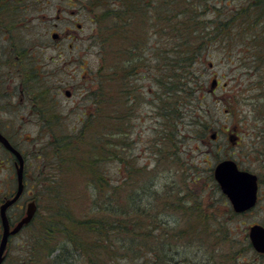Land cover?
Wrapping results in <instances>:
<instances>
[{"label": "trees", "instance_id": "16d2710c", "mask_svg": "<svg viewBox=\"0 0 264 264\" xmlns=\"http://www.w3.org/2000/svg\"><path fill=\"white\" fill-rule=\"evenodd\" d=\"M78 3L91 8L95 16L92 40L101 57L97 77L110 81V108L103 116L106 88L100 81L91 95L95 110L85 115L76 130L55 133L42 144L41 169L47 166L59 172L40 171V220L26 228L29 232L16 251L22 254L26 249L27 256L13 264H239L231 253H237L239 241L232 238L234 229L227 216L240 213L226 195L221 192L224 210L215 203L204 206L197 194L190 193L191 187L184 192L162 183L163 171L155 168L173 155L166 145L180 123L200 128L206 140L210 123L202 101L209 81L205 70L213 63L211 50L222 46L234 57L237 42L255 40L260 49L253 58L264 62V35L254 31L264 23V0ZM148 72L154 79L151 91L160 121L155 142L158 158L152 167L130 155L133 123L139 118H134L133 109L143 102L139 100L143 91L134 78ZM227 103L224 110L232 114L231 101ZM181 131L186 134L187 128ZM238 133L231 131L230 140L238 143ZM74 170L86 178L85 188L68 185ZM189 180L203 186L199 175ZM84 205L89 209L79 212L77 208ZM196 245L216 252L199 262L186 261L183 248ZM246 246L252 247L250 241ZM221 252L228 253L229 259H221Z\"/></svg>", "mask_w": 264, "mask_h": 264}, {"label": "rangeland", "instance_id": "374dc122", "mask_svg": "<svg viewBox=\"0 0 264 264\" xmlns=\"http://www.w3.org/2000/svg\"><path fill=\"white\" fill-rule=\"evenodd\" d=\"M0 1L3 2V0ZM75 1H77L76 6H74V0H68L71 6L65 7L62 12V16L69 18L71 22L67 24V21L62 20L55 27L57 31L60 30L62 35H65L61 41L62 47H57L51 37L54 21L51 19L44 22L42 19L43 12L48 17H54L57 6L50 7L48 10H40V32L44 31L43 36L40 34V152L42 144L55 137V133H68L76 130L82 124L85 115L95 110L91 95L93 90L100 87L101 82L106 88L103 94L104 101L101 105L104 109L103 116H106L107 110L110 108L107 99L110 81L105 77H97L101 64L98 44H93L92 40L91 48L84 52L83 47L86 45L81 43V40L72 41L64 31L66 25L76 29L75 21L77 20L73 19L74 15L69 16V10L77 11L79 8V0ZM4 11L6 9L0 8V12ZM33 16L35 15L33 14ZM77 19L83 21L92 33L95 31V24L87 18L85 11L83 16H78ZM257 30H260L264 35V23L254 31ZM84 31L77 32L83 35ZM31 42L29 43L31 44ZM257 49H260V46L255 45V40L247 39V42L240 40L233 46L234 57H231L230 51L222 46L211 50V61L214 64H209L205 70L209 81L208 90H205L207 92L202 101L203 106L208 109L210 123L206 140H202L200 128L189 126L186 122L178 124L180 129L176 131V135L172 136V144L170 141L166 145V148L172 149L173 155L160 160L159 165L155 168L156 171H163V174L161 173L162 183L167 182L170 187L183 189L184 192L188 187H191L190 193L197 194L204 206L215 203L222 210L226 208L223 199H221L222 190L221 188L217 189L213 180L215 179L214 166L224 158H234L242 168L254 171L264 179V62L256 61L253 58ZM59 50H62L61 54L58 53ZM247 55L248 58H244ZM29 60L25 64L31 68L34 61L31 60V57ZM152 77L153 75L148 72L143 78H134L136 84L143 91L139 98L140 102L141 100L143 102L138 103L133 109L134 118L138 116L140 119L138 118L133 123L130 154L139 156L140 163H149L150 167L156 165L158 158L155 154V142L158 140L156 129L160 122L155 114L154 96L151 91L154 83ZM214 77L219 78L221 82L216 90L211 91V80ZM224 82H227L228 85L225 86ZM34 90L36 91V89ZM66 91L71 92L67 95ZM229 101L232 103L230 106L234 109L232 114L224 110L226 104L229 105L227 103ZM42 111H45L46 114L43 115ZM44 116L47 118L46 120ZM187 121L189 122V119ZM185 128H187L186 134L181 131ZM28 130L36 132V127L29 126ZM213 131L218 132L216 141L211 138ZM231 131L235 134L239 132L237 134L238 143L230 140L229 133ZM241 135H243L242 138H240ZM41 163L40 159V171L59 172L58 169L47 166L41 169ZM195 175L201 177L203 186L189 180L190 176L194 177ZM69 178V186L74 185L76 189L85 188L86 178L77 170H74ZM215 181L217 182L216 179ZM88 209L87 205L77 208L79 212ZM219 214H224V212ZM227 221L234 229L232 238L239 241L238 248H236L237 253L231 252L235 259L239 260L238 263L264 264V254L258 253L253 247L246 246V242L251 241L249 237L250 225L253 223L264 224V182L260 186L259 203L253 209L235 217L228 215ZM22 239V236L13 238L8 251L7 264L17 262L16 260L20 256H27L26 249L21 250L25 254L16 251V245ZM197 246L200 247L196 245L190 246L187 250L183 248V256L185 255L189 259L186 261L199 262L204 258L212 257L216 252L212 248L206 249L203 246L201 250ZM220 250L228 251L227 249ZM216 256L219 259L218 252ZM220 256L221 259L226 257L229 259L228 253L222 255L221 252ZM177 258L183 260L182 257ZM218 264H230V262Z\"/></svg>", "mask_w": 264, "mask_h": 264}, {"label": "flooded vegetation", "instance_id": "af4514ba", "mask_svg": "<svg viewBox=\"0 0 264 264\" xmlns=\"http://www.w3.org/2000/svg\"><path fill=\"white\" fill-rule=\"evenodd\" d=\"M74 2L76 6L77 1ZM54 6H57L56 15L48 17L43 12L42 19L44 22L54 21L51 37L57 47H62L65 35L55 27L62 20L67 24L71 22L62 16L65 7L71 6L68 0L0 1V8L6 9L0 12V133L17 150L9 148L0 139V243L4 234L3 213L13 229L27 216L30 206L34 210L30 222L9 235L2 264L8 263L13 238L23 236L31 221L40 220V34L44 35V31L40 32V10ZM84 11L93 22L92 9L79 4L77 11L69 10V16L74 15L73 19L77 20L76 29L66 25L64 31L72 41L81 40L86 45L83 50L87 52L92 45V31L77 19ZM83 30V35L78 34L77 31ZM58 53L61 54L62 50ZM30 57L34 61L31 68L25 64ZM42 113L46 114L45 111ZM29 126L36 127V132L28 130ZM20 186L22 190L17 196Z\"/></svg>", "mask_w": 264, "mask_h": 264}, {"label": "water", "instance_id": "95a60500", "mask_svg": "<svg viewBox=\"0 0 264 264\" xmlns=\"http://www.w3.org/2000/svg\"><path fill=\"white\" fill-rule=\"evenodd\" d=\"M217 84L218 79L214 78L211 84V90H214ZM67 94L69 95L70 92L67 91ZM216 137L217 132L214 131L212 133V138ZM0 139L3 140L9 148L17 151L1 133ZM214 176L236 212H245L257 204L259 181L258 175L255 172L240 168L237 161L233 158H225L215 165ZM21 190L22 186H20L17 196ZM9 202H11V200ZM33 215L34 210L30 206L27 216H25L13 229H10V224L3 213L4 234L0 243V264H2L5 259V250L9 235L16 233L25 223H28L32 219ZM249 237L255 250L264 253V225L262 223L251 224Z\"/></svg>", "mask_w": 264, "mask_h": 264}, {"label": "bare ground", "instance_id": "6f19581e", "mask_svg": "<svg viewBox=\"0 0 264 264\" xmlns=\"http://www.w3.org/2000/svg\"><path fill=\"white\" fill-rule=\"evenodd\" d=\"M96 21V20H95ZM94 22V21H93ZM95 24V23H94ZM211 138H212V133H211Z\"/></svg>", "mask_w": 264, "mask_h": 264}]
</instances>
